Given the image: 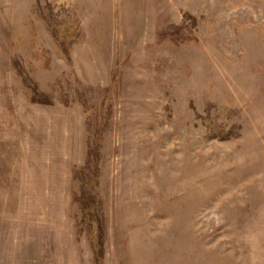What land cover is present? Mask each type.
I'll return each mask as SVG.
<instances>
[{
  "label": "rangeland",
  "instance_id": "374dc122",
  "mask_svg": "<svg viewBox=\"0 0 264 264\" xmlns=\"http://www.w3.org/2000/svg\"><path fill=\"white\" fill-rule=\"evenodd\" d=\"M0 264H264V0H0Z\"/></svg>",
  "mask_w": 264,
  "mask_h": 264
},
{
  "label": "trees",
  "instance_id": "16d2710c",
  "mask_svg": "<svg viewBox=\"0 0 264 264\" xmlns=\"http://www.w3.org/2000/svg\"><path fill=\"white\" fill-rule=\"evenodd\" d=\"M36 102V101H35Z\"/></svg>",
  "mask_w": 264,
  "mask_h": 264
}]
</instances>
